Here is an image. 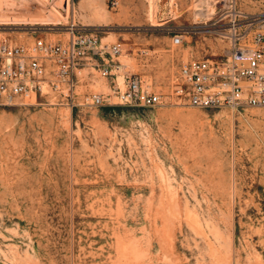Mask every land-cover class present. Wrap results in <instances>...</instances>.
<instances>
[{
  "label": "rangeland",
  "instance_id": "1",
  "mask_svg": "<svg viewBox=\"0 0 264 264\" xmlns=\"http://www.w3.org/2000/svg\"><path fill=\"white\" fill-rule=\"evenodd\" d=\"M215 1L69 0L65 17L66 0H0V39L66 40L71 17L103 25L126 70L168 94L179 64L224 56L225 19L198 21ZM111 87L81 66L72 91L0 107V264H264V107L130 106Z\"/></svg>",
  "mask_w": 264,
  "mask_h": 264
},
{
  "label": "built area",
  "instance_id": "2",
  "mask_svg": "<svg viewBox=\"0 0 264 264\" xmlns=\"http://www.w3.org/2000/svg\"><path fill=\"white\" fill-rule=\"evenodd\" d=\"M216 4L221 5L217 12L198 21L225 19L226 33H220L228 43L224 56L190 58L179 64L169 80L168 94L155 89L151 77L126 70L118 59L123 43H103V25L83 24L71 17L65 25L66 40L37 38L29 44L12 45L0 39V107L18 96L41 94L46 86L57 89L64 83L72 91L81 66L110 78V95L130 106L153 108L178 99L196 108L264 107V11L242 13L233 0H216ZM171 41L181 44L182 33H174ZM117 76L123 78L122 88L115 81ZM90 99L98 105L102 94H92Z\"/></svg>",
  "mask_w": 264,
  "mask_h": 264
},
{
  "label": "bare ground",
  "instance_id": "3",
  "mask_svg": "<svg viewBox=\"0 0 264 264\" xmlns=\"http://www.w3.org/2000/svg\"><path fill=\"white\" fill-rule=\"evenodd\" d=\"M88 6H89V8L92 10V12H93V14H97L98 13V5L95 3V2H89L88 3ZM65 11H66V13H65V17H68L69 16V14H71L72 15V13H71V7H70V5H69V3L67 2L66 3V8H65ZM72 12H75V9L73 8V10H72ZM75 14V13H74ZM103 15V14H102ZM64 17V18H65Z\"/></svg>",
  "mask_w": 264,
  "mask_h": 264
}]
</instances>
